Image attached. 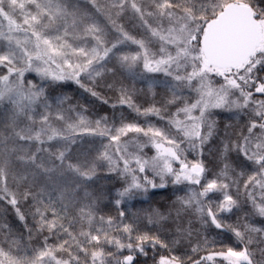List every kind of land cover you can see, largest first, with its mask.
I'll list each match as a JSON object with an SVG mask.
<instances>
[{
    "label": "snow or ice",
    "instance_id": "1",
    "mask_svg": "<svg viewBox=\"0 0 264 264\" xmlns=\"http://www.w3.org/2000/svg\"><path fill=\"white\" fill-rule=\"evenodd\" d=\"M0 264H264V0H0Z\"/></svg>",
    "mask_w": 264,
    "mask_h": 264
}]
</instances>
